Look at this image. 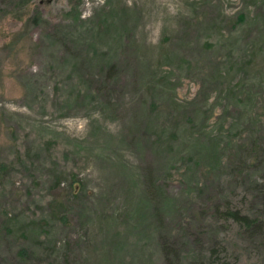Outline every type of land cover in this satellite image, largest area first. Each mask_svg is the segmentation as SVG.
<instances>
[{
    "label": "rangeland",
    "instance_id": "rangeland-1",
    "mask_svg": "<svg viewBox=\"0 0 264 264\" xmlns=\"http://www.w3.org/2000/svg\"><path fill=\"white\" fill-rule=\"evenodd\" d=\"M0 264H264V0H0Z\"/></svg>",
    "mask_w": 264,
    "mask_h": 264
},
{
    "label": "trees",
    "instance_id": "trees-1",
    "mask_svg": "<svg viewBox=\"0 0 264 264\" xmlns=\"http://www.w3.org/2000/svg\"><path fill=\"white\" fill-rule=\"evenodd\" d=\"M222 218L223 220H230L234 224L242 226L245 229L257 227L256 224L258 223L257 220L241 215L236 210H225V212H222Z\"/></svg>",
    "mask_w": 264,
    "mask_h": 264
}]
</instances>
